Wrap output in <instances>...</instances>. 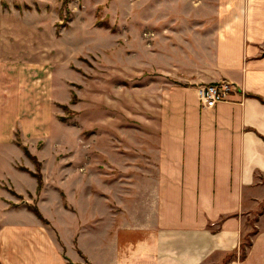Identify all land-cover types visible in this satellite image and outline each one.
Segmentation results:
<instances>
[{
    "label": "crops",
    "instance_id": "0c3cea01",
    "mask_svg": "<svg viewBox=\"0 0 264 264\" xmlns=\"http://www.w3.org/2000/svg\"><path fill=\"white\" fill-rule=\"evenodd\" d=\"M186 1L182 11L155 14V51L141 42L156 58L147 57L142 73L165 84L147 107L154 117L145 118L152 135L145 132L143 153L132 157L124 142L129 154L109 156L115 170L101 184L99 160L86 159L81 146L75 196L55 187L58 207L75 221L64 235L42 204L50 184L42 150H29L41 163L42 186L17 189L0 177L12 190L0 186V264H264V0ZM38 74L0 77V98L11 99L10 132L25 124L40 131L38 114L52 108L38 100L45 92L35 97L46 87ZM219 80L236 86L230 100L202 106L198 86ZM24 167L17 170L35 178L34 166ZM16 195L36 198L42 218L12 205Z\"/></svg>",
    "mask_w": 264,
    "mask_h": 264
},
{
    "label": "rangeland",
    "instance_id": "374dc122",
    "mask_svg": "<svg viewBox=\"0 0 264 264\" xmlns=\"http://www.w3.org/2000/svg\"><path fill=\"white\" fill-rule=\"evenodd\" d=\"M189 7L186 0H0V77L5 83L13 75L21 77V82L22 75L39 79L38 72L42 77L44 72L46 87L35 89V97L45 92L38 100H51L52 105L38 114L40 131L25 124L22 131L16 127L10 132L12 116H6V110L11 99L7 95L0 98L4 117L0 122V177L9 178L17 189H34L35 178L17 168L34 166L36 172L37 165L27 158L23 147L31 153L42 150L39 155L50 183L42 204L64 235L70 233L75 221L58 207L55 187L67 189L69 198L75 196L81 146L86 159L99 160L101 184H106L111 177L108 173L115 170L108 165L109 156L129 154L124 142L132 143V157L143 153L140 144L145 132L152 135L145 118L154 117L147 107L157 105L165 84L153 71L142 73L147 57L150 63L156 58L141 42L155 51V14ZM24 113L19 111L15 119L23 120ZM26 113L33 114L31 110ZM11 133L13 142L8 139ZM0 186L12 192L5 180ZM12 197L16 201L12 205L36 206L33 196L30 203L22 196Z\"/></svg>",
    "mask_w": 264,
    "mask_h": 264
},
{
    "label": "built area",
    "instance_id": "2783aa9c",
    "mask_svg": "<svg viewBox=\"0 0 264 264\" xmlns=\"http://www.w3.org/2000/svg\"><path fill=\"white\" fill-rule=\"evenodd\" d=\"M236 86L228 80H219L199 85L198 99L202 106L212 108L219 102L230 100Z\"/></svg>",
    "mask_w": 264,
    "mask_h": 264
},
{
    "label": "trees",
    "instance_id": "16d2710c",
    "mask_svg": "<svg viewBox=\"0 0 264 264\" xmlns=\"http://www.w3.org/2000/svg\"><path fill=\"white\" fill-rule=\"evenodd\" d=\"M73 97L76 99V95L73 94ZM63 108H66L67 106L66 105H63L62 106ZM23 151H24V154L31 160L33 161L36 165H37V171L35 172H32L30 171L31 175H33L35 178H36V181H37V190H40L41 186H42V174L40 172V166H41V163L39 162V160L34 156L32 155L29 150L24 146L23 147ZM22 170H27V168L25 167H22L21 168ZM28 208L30 210H32L35 215L39 218H42V215L41 213L39 212L38 208L36 206H33V205H28ZM250 242L249 240L246 242V243H243L242 244V247L244 248L245 245H248Z\"/></svg>",
    "mask_w": 264,
    "mask_h": 264
}]
</instances>
